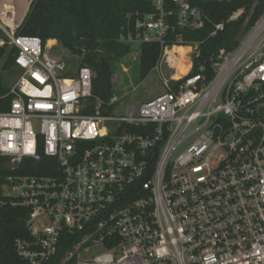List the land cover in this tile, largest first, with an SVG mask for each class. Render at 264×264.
Wrapping results in <instances>:
<instances>
[{
    "label": "built area",
    "instance_id": "1",
    "mask_svg": "<svg viewBox=\"0 0 264 264\" xmlns=\"http://www.w3.org/2000/svg\"><path fill=\"white\" fill-rule=\"evenodd\" d=\"M146 1L152 10L125 14L117 42L160 47L152 72L164 92L115 115L126 94L95 98L91 69L70 71L38 37L15 36L12 6L14 26L0 18L19 73L0 113V157L9 169L54 162L3 185L28 212L29 237L14 244L27 264H264V7L208 76L203 64L190 75L198 44L182 32L204 27L202 4L233 0ZM176 47L187 52L170 55ZM63 234L74 242L59 256Z\"/></svg>",
    "mask_w": 264,
    "mask_h": 264
},
{
    "label": "trees",
    "instance_id": "2",
    "mask_svg": "<svg viewBox=\"0 0 264 264\" xmlns=\"http://www.w3.org/2000/svg\"><path fill=\"white\" fill-rule=\"evenodd\" d=\"M206 20L201 30L182 32L186 42L198 44V56L193 57L190 75L196 74L197 66L206 67L210 76V63L220 50L231 52L240 39L253 27L263 11V0H233L229 3L201 5ZM152 4L146 0H32L28 11L15 30V36L38 37L46 43L55 41L62 49L78 57L80 67H88L94 73L92 94L107 101L114 93L112 79L113 61H120L131 52L137 55L140 80L145 79L157 64L161 49L156 44L140 46L122 45L117 42L119 29L125 23V14L134 11H151ZM242 14L236 20L229 17L236 11ZM222 24V30L215 26ZM215 31L214 35L211 33ZM2 34V33H1ZM80 41V49L73 43ZM16 49L3 39L0 45V113L9 111L11 97L2 72H12ZM16 70V69H15ZM17 71V70H16ZM52 161L42 159L34 162L23 159L15 169H9V161L0 157V188L11 175L44 174L45 166ZM13 198L0 195V264H27L15 251V241L29 237L26 209L13 206ZM74 237L63 234L58 250L59 256L72 247Z\"/></svg>",
    "mask_w": 264,
    "mask_h": 264
},
{
    "label": "rangeland",
    "instance_id": "3",
    "mask_svg": "<svg viewBox=\"0 0 264 264\" xmlns=\"http://www.w3.org/2000/svg\"><path fill=\"white\" fill-rule=\"evenodd\" d=\"M25 2L27 4L25 8L26 11L27 6L31 2V0H25ZM1 5L2 3L0 4V9ZM17 8L19 10V16H23L25 14V11L23 13L21 12L22 5L21 7ZM4 38L7 37L0 30V39L3 40ZM46 48L49 49L48 52L50 53V55H65L64 59L66 62H68L70 71H74L76 66H78V57L70 54L65 49H62L58 44L54 42H52V44H49V42H47ZM178 64H181L180 61ZM179 67L180 66H178V68ZM162 68L166 74H170V71H168L166 67H164V65H162ZM15 69L12 72H2L5 77V84L8 87H11L18 78L19 73ZM112 70L114 73V81L112 83L114 85L115 94H126L120 99V103L112 107L111 111L112 113H114V115L119 113L122 108L128 104H132L138 107L142 103H146L157 98L164 92L160 79L155 72L151 71V73L145 79L140 80L137 69V55L135 52H131L127 57L120 61H113ZM8 166L10 165L8 164ZM0 195L5 197L13 196L14 192L10 187L2 186L0 188Z\"/></svg>",
    "mask_w": 264,
    "mask_h": 264
},
{
    "label": "bare ground",
    "instance_id": "4",
    "mask_svg": "<svg viewBox=\"0 0 264 264\" xmlns=\"http://www.w3.org/2000/svg\"><path fill=\"white\" fill-rule=\"evenodd\" d=\"M10 3H11L10 1H5V2L2 3L1 9H0V18L2 19V21L6 25H9L10 27H13L14 24L12 23V19H8L7 16H6V13H7L8 9L11 6ZM17 3L18 4L20 3L22 5L21 12L23 13L25 11V8H26V5H27L26 2L23 1V0L21 2V0H20ZM14 10H15V16L14 17L16 18L17 22H19L23 18L24 15L21 16V17L19 16V10H18V8L16 6L14 7ZM186 52H187V49L182 48V47H176V48H173L172 51L169 52V53H170V55L175 54V53H177L178 55H181V54L185 55ZM178 63H179V61L174 63V65L176 67V73L174 75L175 78H179L182 75H184L186 73V71L188 70V66H189L188 65V61L186 59L181 60L180 61L181 64H178ZM178 66H180V67L178 68ZM186 68H187V70H186Z\"/></svg>",
    "mask_w": 264,
    "mask_h": 264
},
{
    "label": "crops",
    "instance_id": "5",
    "mask_svg": "<svg viewBox=\"0 0 264 264\" xmlns=\"http://www.w3.org/2000/svg\"><path fill=\"white\" fill-rule=\"evenodd\" d=\"M5 1H10L11 3V6L14 8L15 6H17V7H21V4L19 3H17L18 1H20V0H0V4L1 3H3V2H5ZM23 1H25V0H23ZM21 2H22V0H21ZM29 5V4H28ZM28 7V6H27ZM26 12V11H25ZM22 22V19H21V21H20V23ZM19 23V24H20ZM1 42H3V40L2 39H0V43ZM50 42H54L55 43V41H50Z\"/></svg>",
    "mask_w": 264,
    "mask_h": 264
},
{
    "label": "water",
    "instance_id": "6",
    "mask_svg": "<svg viewBox=\"0 0 264 264\" xmlns=\"http://www.w3.org/2000/svg\"><path fill=\"white\" fill-rule=\"evenodd\" d=\"M31 1H32V0H31ZM30 3H31V2H30ZM30 3H29V5H28V7H27V9H26V12H25V14H24L22 20L24 19L25 15H26V13H27V11H28V8H29V6H30ZM81 45H82V43H81L80 41L73 43V46H74L75 49H80V48H81Z\"/></svg>",
    "mask_w": 264,
    "mask_h": 264
}]
</instances>
